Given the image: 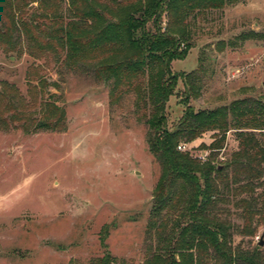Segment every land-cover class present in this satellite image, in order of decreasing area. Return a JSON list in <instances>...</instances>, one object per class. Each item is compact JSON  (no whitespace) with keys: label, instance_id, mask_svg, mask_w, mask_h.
Wrapping results in <instances>:
<instances>
[{"label":"rangeland","instance_id":"rangeland-1","mask_svg":"<svg viewBox=\"0 0 264 264\" xmlns=\"http://www.w3.org/2000/svg\"><path fill=\"white\" fill-rule=\"evenodd\" d=\"M69 3L29 1L24 15L39 20V44L21 30L14 48L0 45V264H97L106 255L142 264L157 245L149 217L160 164L134 92L113 99L112 79L99 77L91 58L70 63L56 40L42 45L43 28L73 17ZM186 28L184 37L175 30L180 50L189 49L170 62L180 76L166 103L167 129L186 103L195 111L236 99L264 104V38L239 39L264 33V0L199 12ZM211 141L207 131L183 144L201 160L210 151L201 143ZM223 143L212 152L214 163H229L238 149L234 129ZM231 171L226 166L232 188ZM263 201L257 183L250 192L226 191L217 204L235 249L264 252Z\"/></svg>","mask_w":264,"mask_h":264},{"label":"trees","instance_id":"trees-1","mask_svg":"<svg viewBox=\"0 0 264 264\" xmlns=\"http://www.w3.org/2000/svg\"><path fill=\"white\" fill-rule=\"evenodd\" d=\"M29 1L54 2L0 0V45L14 48L21 30L31 45L39 44L40 33L34 32L39 20L24 15ZM243 1L70 0L73 17L52 31L50 27L41 30L46 35L42 45L56 40L70 63L91 58L96 74L106 81L112 79L113 99L133 91L146 118L149 151L160 164V174L149 217L157 245L142 264H264V252L259 247H233L230 224L215 212L230 189L250 192L257 183L264 188V104L256 99L251 103L236 99L229 105L195 111L186 103L176 126H166V103L180 76L171 72L170 62L183 58L189 49V45L179 48V37L188 33L189 18ZM165 15L168 20L164 25ZM255 36L264 38V33L247 32L239 39ZM187 99L186 95L184 102ZM233 129L238 149L229 163H214L212 152L223 147L226 133ZM207 131L212 132V141L201 143L210 150L204 160L193 157L187 149H178ZM226 166L232 167V188ZM262 206L264 213V201ZM97 261L118 264L110 255Z\"/></svg>","mask_w":264,"mask_h":264},{"label":"built area","instance_id":"built-area-1","mask_svg":"<svg viewBox=\"0 0 264 264\" xmlns=\"http://www.w3.org/2000/svg\"><path fill=\"white\" fill-rule=\"evenodd\" d=\"M178 149L179 150H185L186 149V144L179 145L178 146ZM204 159H205V156H202V159L201 160H204Z\"/></svg>","mask_w":264,"mask_h":264},{"label":"water","instance_id":"water-1","mask_svg":"<svg viewBox=\"0 0 264 264\" xmlns=\"http://www.w3.org/2000/svg\"><path fill=\"white\" fill-rule=\"evenodd\" d=\"M263 86H264V82H263ZM258 244L262 246V245H264V241L263 240H259Z\"/></svg>","mask_w":264,"mask_h":264}]
</instances>
